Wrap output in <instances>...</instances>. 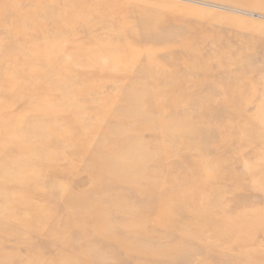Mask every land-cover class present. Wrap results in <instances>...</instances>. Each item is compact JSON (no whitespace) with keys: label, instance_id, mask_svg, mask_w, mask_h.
Listing matches in <instances>:
<instances>
[{"label":"rangeland","instance_id":"rangeland-1","mask_svg":"<svg viewBox=\"0 0 264 264\" xmlns=\"http://www.w3.org/2000/svg\"><path fill=\"white\" fill-rule=\"evenodd\" d=\"M0 264H264V0H0Z\"/></svg>","mask_w":264,"mask_h":264},{"label":"bare ground","instance_id":"bare-ground-1","mask_svg":"<svg viewBox=\"0 0 264 264\" xmlns=\"http://www.w3.org/2000/svg\"><path fill=\"white\" fill-rule=\"evenodd\" d=\"M18 26V25H17ZM96 37V36H95ZM129 154H132V151H131V149L127 152V153H125V154H123V155H118V154H116V156L118 155V157L117 158H123V157H129L130 155ZM129 164H130V169L128 170V171H130V170H133V168H134V161L133 160H129ZM103 166L105 167V169H108V166L109 165H112V167L110 168L111 170H109L108 169V171L109 172H112L111 174L112 175H114L115 177H116V175L119 173V171L120 170H124V168L122 167H120V164L119 165H114L113 163H111L110 161H104L103 160ZM33 165V164H32ZM102 166V167H103ZM72 200V199H71ZM70 200V198H69V196H68V199H67V201H71Z\"/></svg>","mask_w":264,"mask_h":264}]
</instances>
